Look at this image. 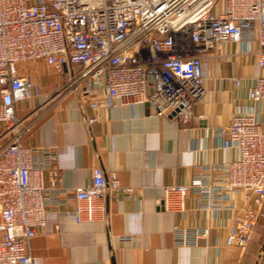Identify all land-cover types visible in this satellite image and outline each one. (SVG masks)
<instances>
[{
	"label": "built area",
	"instance_id": "1",
	"mask_svg": "<svg viewBox=\"0 0 264 264\" xmlns=\"http://www.w3.org/2000/svg\"><path fill=\"white\" fill-rule=\"evenodd\" d=\"M221 41L257 42L264 68V0H0V122L12 135L0 151V264H34L30 242L49 210L93 222L105 211L107 189L119 190L116 176L109 182L99 165L87 185L64 187L57 151L22 142L16 103L35 85L18 74L17 63L70 67L61 90L77 92L92 107L149 103L156 114L180 118L206 94L202 60ZM250 96L264 100V76ZM227 134L226 146L237 148L238 157L168 186L164 204L183 214L193 193L199 208L236 209L226 244L245 248L264 215V131L252 111L235 114ZM174 231L181 245L210 234L208 227Z\"/></svg>",
	"mask_w": 264,
	"mask_h": 264
},
{
	"label": "crops",
	"instance_id": "2",
	"mask_svg": "<svg viewBox=\"0 0 264 264\" xmlns=\"http://www.w3.org/2000/svg\"><path fill=\"white\" fill-rule=\"evenodd\" d=\"M258 47L257 42L221 41L207 52L202 60L206 94L180 118L156 114L149 103L116 100L113 107H92L77 92L61 90L70 67L18 62V74L35 85L29 98L16 103L22 142L57 151L64 187L87 185L98 165L109 182L115 175L119 185V190L107 189L105 211L93 222L49 210L30 242L34 264H264V215L241 248L226 244L236 209L199 208L193 193L185 198L183 214L164 204L168 186L187 184L204 167L238 157L237 148L226 146L235 114L256 112L264 131V100L250 96L264 76ZM6 132L0 122V151L12 136ZM48 176L45 172L46 182ZM233 199L239 207L244 203L241 194ZM177 226L208 227L210 234L197 244L181 245Z\"/></svg>",
	"mask_w": 264,
	"mask_h": 264
}]
</instances>
